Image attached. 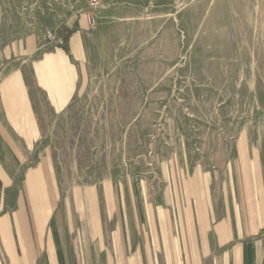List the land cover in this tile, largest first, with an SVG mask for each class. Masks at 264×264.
Wrapping results in <instances>:
<instances>
[{
    "label": "rangeland",
    "instance_id": "rangeland-1",
    "mask_svg": "<svg viewBox=\"0 0 264 264\" xmlns=\"http://www.w3.org/2000/svg\"><path fill=\"white\" fill-rule=\"evenodd\" d=\"M26 2L13 0L10 19L0 21V51L53 48L77 16L104 10L101 71L45 135L63 194L92 189L102 203L105 190L162 193L171 161L179 166L170 172L192 167L200 149L264 128V0ZM123 8L133 13L126 23L112 18Z\"/></svg>",
    "mask_w": 264,
    "mask_h": 264
},
{
    "label": "crops",
    "instance_id": "crops-1",
    "mask_svg": "<svg viewBox=\"0 0 264 264\" xmlns=\"http://www.w3.org/2000/svg\"><path fill=\"white\" fill-rule=\"evenodd\" d=\"M12 6L0 0L2 23ZM125 10L112 18L132 20ZM103 11L77 16L53 48H1L0 264H264V128L200 149L192 167L170 172L171 161L163 195L105 190L101 203L92 189L61 192L45 135L101 71Z\"/></svg>",
    "mask_w": 264,
    "mask_h": 264
},
{
    "label": "built area",
    "instance_id": "built-area-1",
    "mask_svg": "<svg viewBox=\"0 0 264 264\" xmlns=\"http://www.w3.org/2000/svg\"><path fill=\"white\" fill-rule=\"evenodd\" d=\"M97 5H98V2H94V3L92 4L93 7H94V6H97ZM90 22H91L92 27H94V26H95V21H94L93 19H90Z\"/></svg>",
    "mask_w": 264,
    "mask_h": 264
}]
</instances>
